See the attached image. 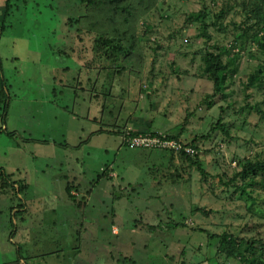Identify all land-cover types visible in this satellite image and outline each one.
Masks as SVG:
<instances>
[{
	"label": "rangeland",
	"instance_id": "1",
	"mask_svg": "<svg viewBox=\"0 0 264 264\" xmlns=\"http://www.w3.org/2000/svg\"><path fill=\"white\" fill-rule=\"evenodd\" d=\"M139 1L13 0L4 28L0 5L10 102L0 128L15 131L0 133V167L28 185L0 192V264H244L199 229L264 239V175L254 186L236 176L246 159L264 163V0ZM202 9L205 20H188ZM243 30L238 73L216 92L204 56ZM107 45L119 50L106 61ZM219 118L227 133L212 130ZM127 127L196 138L207 173L179 154L168 170L169 152L129 148Z\"/></svg>",
	"mask_w": 264,
	"mask_h": 264
},
{
	"label": "trees",
	"instance_id": "2",
	"mask_svg": "<svg viewBox=\"0 0 264 264\" xmlns=\"http://www.w3.org/2000/svg\"><path fill=\"white\" fill-rule=\"evenodd\" d=\"M4 1V0H3ZM13 0H7V2H5V4L3 5L1 3L0 0V5H1V9H2V14H1V19H2V28H4L6 26L5 20L7 18H5L6 16H8L10 14L11 9L13 8ZM20 0H15L16 2V7L20 8V6L22 4H20V6H18ZM81 1H85V0H81ZM88 2L92 1V0H86ZM95 1V0H94ZM98 3H100V6L104 7V5L102 3L108 2L109 4H113L112 8L116 7L118 8V2H123L124 0H96ZM142 1H147L148 4L152 1V0H140L139 2ZM248 0H243L240 2V4L242 5V7H247L249 2ZM22 2H24V5H26V0H22ZM120 7V5H119ZM121 8V7H120ZM251 11H254L256 14H261V12L263 10H257L256 8ZM229 12V9L227 8H222L219 11V15L223 16L226 15ZM246 16L248 17V10H247V14ZM188 20L189 19H193L195 21L198 20H205L206 18V11L205 9H202L200 11L197 12H191L188 14L187 16ZM224 18H221V21ZM124 24L129 23L128 19H125L123 21ZM115 28L116 30L119 28V24L117 23V20L115 22ZM213 25V24H212ZM208 26L206 24V22L204 23V31L202 32V36H204L208 41H210L212 39L211 34L208 32ZM242 23L239 24V26L237 27V29L239 30L242 27ZM220 28H224L223 25ZM120 29V28H119ZM251 30V29H250ZM249 30V31H250ZM249 31L247 32L246 30H243L239 35H234V39L232 41V43L230 44L231 48H228V50H224L223 52H219V53H214L213 51L215 50V48H217L216 45H214L213 51H208L205 56V70L211 74L214 78H215V91H220V87H221V83L223 80L229 78L232 79L233 77H235L238 73V69L240 67V63H241V57L243 56V52L245 51V49L247 48V39L246 37L249 34ZM261 31V30H260ZM128 32V29H124L121 33L122 37L126 36ZM260 32H258L257 34H259ZM256 34V35H257ZM250 37L254 38V34L253 36L251 35ZM132 42L130 43V47L133 48L134 46V42L133 40L135 39V36L132 35ZM260 39L258 40V44L260 47L264 48V35L259 37ZM99 39V38H98ZM107 39V38H106ZM102 40V42L104 43V45L108 44L109 42L107 40ZM255 41V40H254ZM100 42V39H99ZM212 42V41H211ZM214 42H212L213 45ZM101 46H98V48ZM101 48H105L104 49V53L107 56L106 57V61L107 59L110 57L111 53L113 54V52H117L119 50L118 47H116V49H114V46H103ZM111 48V49H110ZM237 48L238 50L236 52H233L232 54L231 51ZM224 55L228 57L227 60H224ZM114 57V56H113ZM112 57V58H113ZM107 68V67H106ZM261 69L258 68L257 71H255L254 73L249 75V86H251L252 84H254L255 79L257 78V75L260 73ZM8 82L7 79L4 76V66H3V61L0 57V102L1 104L4 102V108L7 109L8 105H9V100H8ZM5 112V111H4ZM258 112L261 113V115H264V112L261 110H258ZM218 127H222V129L224 130L225 133H227L228 131L225 130V125L222 124L221 119L219 118V121L217 122V124L215 126L212 127V130H215ZM128 130L126 129L124 134H123V144L128 146L129 148L132 149H146V150H161V151H167L170 153V164H169V169H172V166L175 165V160L171 159L172 156H174V154H179L181 157H184L185 159H187L188 161H190V163L195 166L196 168H198V170L200 171L201 174H206V170L204 169V167L202 166L200 160H199V152H198V145H197V139L194 138L191 142H188L186 144H184L183 148H181L179 151H176L175 149H170V148H164L162 146H153L152 148H137V147H133L131 146V144L129 143V137L130 136H134L137 133H143L145 135H149L151 137H157L161 140H178L179 142H184L182 141L181 137L177 134H171L172 132H168V131H160V130H156L153 129L151 127H148L147 130H141V131H135V130H129L131 127H127ZM2 130L6 131L8 134H14L15 131H8L6 129V127H1L0 128V133L2 132ZM207 137V136H205ZM202 138H204V136H202ZM185 147H191L194 149V153H190V152H186ZM176 156V155H175ZM172 162H174L172 164ZM106 171V170H105ZM103 171L102 174L99 175L100 176H106V172ZM172 171V170H171ZM169 173V172H168ZM264 175V163L263 162H253L249 159H246L245 161L242 162L241 164V168L240 170L236 173V176H240L242 177V179H248L249 180V185L250 186H254L255 182L253 181V178L257 177V176H263ZM111 177V176H110ZM166 177H168L169 179V174L166 175ZM0 180L3 181V183H0V192L2 193V191L6 189V187H9L10 184H15L14 187L12 188V190L15 192V194H21L23 188H27L28 185L25 184V186H23L24 182L23 180H17L13 178V173H8L5 168L2 166L0 167ZM71 189V186L69 187ZM242 195L244 196V198L249 202L250 206H254L255 203V198L250 194L249 190L244 188L242 189ZM13 206V205H12ZM14 209L11 208V211H13ZM18 210V209H17ZM17 210L15 211V213L17 212ZM153 229V226L151 227ZM158 229V227H157ZM200 231H206L208 233V236L210 238V240L212 239L213 244L214 245L216 242H221L224 244H227L231 254L234 257H239L242 261V263L244 264H264V260L263 259H257L256 257H252L249 258L245 253H243L242 251H240L238 249V244H242V245H246L247 249L250 250H254V249H261L264 250V239H248V238H244V237H234L232 234H210L207 230L200 228Z\"/></svg>",
	"mask_w": 264,
	"mask_h": 264
},
{
	"label": "built area",
	"instance_id": "3",
	"mask_svg": "<svg viewBox=\"0 0 264 264\" xmlns=\"http://www.w3.org/2000/svg\"><path fill=\"white\" fill-rule=\"evenodd\" d=\"M129 143L133 147L137 148H152L153 146H162L164 148L175 149L179 151L183 148L184 142H179L178 140H161L157 137H151L143 133H137L134 136L129 137ZM186 152L194 153V149L191 147H185Z\"/></svg>",
	"mask_w": 264,
	"mask_h": 264
},
{
	"label": "clouds",
	"instance_id": "4",
	"mask_svg": "<svg viewBox=\"0 0 264 264\" xmlns=\"http://www.w3.org/2000/svg\"><path fill=\"white\" fill-rule=\"evenodd\" d=\"M117 230L114 229V232H116Z\"/></svg>",
	"mask_w": 264,
	"mask_h": 264
}]
</instances>
